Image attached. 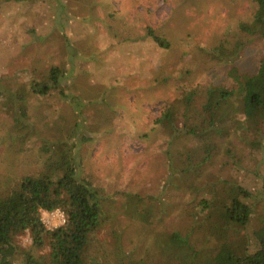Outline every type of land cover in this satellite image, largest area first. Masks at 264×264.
Listing matches in <instances>:
<instances>
[{"label":"rangeland","instance_id":"obj_1","mask_svg":"<svg viewBox=\"0 0 264 264\" xmlns=\"http://www.w3.org/2000/svg\"><path fill=\"white\" fill-rule=\"evenodd\" d=\"M253 13L251 0L0 1V90L28 98L21 131L0 98V195L47 168V144L56 155L49 171L62 174L74 143L76 169L106 197L97 245L113 242L115 231L123 253L140 258L156 229L188 234L186 208L164 200V222L149 226L130 217L131 196L124 193L162 199L163 187L173 183L163 143L145 136L157 137L154 122L169 106L180 109L182 95L195 88L229 83L233 68L257 72L264 39L240 28ZM149 26L170 43L168 49L147 37ZM222 45L227 54L236 52L225 63L213 57ZM52 67L65 73L64 84L47 97L28 95L31 82H45ZM232 139V156L241 161L228 158L227 168L217 159L212 170L218 177L238 173L236 183L256 191L246 200L254 213L242 230L256 242L264 227V150L251 156L237 135ZM20 244H30L29 235Z\"/></svg>","mask_w":264,"mask_h":264},{"label":"trees","instance_id":"obj_2","mask_svg":"<svg viewBox=\"0 0 264 264\" xmlns=\"http://www.w3.org/2000/svg\"><path fill=\"white\" fill-rule=\"evenodd\" d=\"M251 2L252 20L240 28L250 37L264 39V0ZM146 34L159 47H170L151 26L146 28ZM226 50L224 45L218 47L213 57L225 63L236 55L227 54ZM228 76L229 83H209L182 95L178 101L180 109L169 106L156 118L157 137L145 135L152 143H163L164 156L169 157L167 166L173 183L163 187V200L124 193L126 199L131 196L130 217L149 226L164 222L165 201L173 208H186L190 219L188 234L174 227L162 232L156 229V239L146 244L140 258L123 253L115 231H111L113 242L106 247L104 243L97 245L105 229L106 197L76 169L71 158L74 143L69 144L70 161L62 162V174L49 171L56 155L51 144H47V168L36 176L23 178L19 188L8 195H0V264H264V227L255 235L256 242L242 232L254 213L246 200H252L256 191L236 183L238 173L218 177L212 170L217 159L227 168L228 158L241 161L232 156V137L236 135L251 149V156L264 150V53L256 73L241 74L233 68ZM64 78L63 71L52 67L45 82H31L28 95L47 97L64 84ZM59 96L68 99L67 94ZM0 98L6 101V109L21 131L27 96L0 90ZM55 210L64 212L66 220L51 230L42 216ZM26 235L30 244L22 246L20 238ZM211 241L214 244L209 247L207 243Z\"/></svg>","mask_w":264,"mask_h":264},{"label":"built area","instance_id":"obj_3","mask_svg":"<svg viewBox=\"0 0 264 264\" xmlns=\"http://www.w3.org/2000/svg\"><path fill=\"white\" fill-rule=\"evenodd\" d=\"M45 216V222L50 228L49 229H53V228H58L61 225H63L65 223V214L64 212H62L61 210H55L52 212H47L44 214ZM43 220V219H42ZM45 224V225H46Z\"/></svg>","mask_w":264,"mask_h":264}]
</instances>
